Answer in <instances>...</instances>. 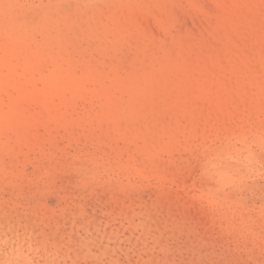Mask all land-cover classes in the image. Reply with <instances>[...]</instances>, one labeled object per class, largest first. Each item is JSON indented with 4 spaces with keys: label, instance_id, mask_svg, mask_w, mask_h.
Returning a JSON list of instances; mask_svg holds the SVG:
<instances>
[{
    "label": "rangeland",
    "instance_id": "rangeland-1",
    "mask_svg": "<svg viewBox=\"0 0 264 264\" xmlns=\"http://www.w3.org/2000/svg\"><path fill=\"white\" fill-rule=\"evenodd\" d=\"M264 264V0H0V261Z\"/></svg>",
    "mask_w": 264,
    "mask_h": 264
},
{
    "label": "clouds",
    "instance_id": "clouds-1",
    "mask_svg": "<svg viewBox=\"0 0 264 264\" xmlns=\"http://www.w3.org/2000/svg\"><path fill=\"white\" fill-rule=\"evenodd\" d=\"M9 255L12 257L9 261H0V264H22V262L16 257L19 255L17 249L15 247L9 248Z\"/></svg>",
    "mask_w": 264,
    "mask_h": 264
}]
</instances>
